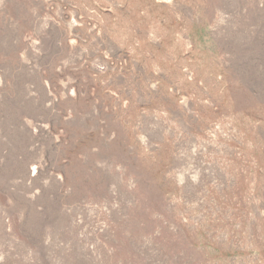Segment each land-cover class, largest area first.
Instances as JSON below:
<instances>
[{
    "label": "rangeland",
    "instance_id": "obj_1",
    "mask_svg": "<svg viewBox=\"0 0 264 264\" xmlns=\"http://www.w3.org/2000/svg\"><path fill=\"white\" fill-rule=\"evenodd\" d=\"M0 264H264V0H0Z\"/></svg>",
    "mask_w": 264,
    "mask_h": 264
}]
</instances>
